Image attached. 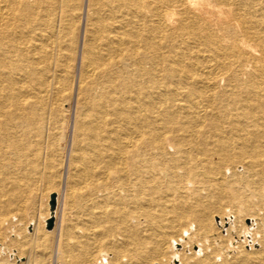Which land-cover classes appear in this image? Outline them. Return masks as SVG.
<instances>
[{
  "label": "bare ground",
  "instance_id": "6f19581e",
  "mask_svg": "<svg viewBox=\"0 0 264 264\" xmlns=\"http://www.w3.org/2000/svg\"><path fill=\"white\" fill-rule=\"evenodd\" d=\"M71 102L62 264H169L184 229L181 264H215L193 256L228 244L215 217L239 248L221 264H264V0H0V218L56 184Z\"/></svg>",
  "mask_w": 264,
  "mask_h": 264
},
{
  "label": "rangeland",
  "instance_id": "374dc122",
  "mask_svg": "<svg viewBox=\"0 0 264 264\" xmlns=\"http://www.w3.org/2000/svg\"><path fill=\"white\" fill-rule=\"evenodd\" d=\"M83 33H84L83 30H79L75 36V39L77 38L76 41H77L78 47L82 46L81 44L83 42V37H84ZM77 59H79V58H78V55L76 54L74 65H73L74 68L72 71L73 75L78 74L77 71L79 70V67H78L79 60H77ZM70 106H71V112H70V119H69V123H68L69 126L65 127L66 129L64 131V137H63L62 141L60 142L61 143L60 144V147H61L60 159L63 163L60 165V167L58 168V171H57L58 172L57 182H56V184H48L47 181H45L44 183L42 182L40 184V189H39V194L37 196V200H36L35 204L32 205L33 206L32 209L27 211L28 215L26 213V218L24 220H22V219L20 220L18 218L16 211L12 207H11L12 209H10V208L8 209L9 211L6 214L7 218L5 217V215L2 216V217H5L4 218L5 221H3L4 220L3 218H0V223L2 224V228L6 232V240L4 242H5V244L9 245L7 247V249L6 248L4 249V247L0 246V257L6 256L9 260L17 261V262H25L28 260H31L33 262V260L35 259L34 263L36 262L37 259L40 258V260H42V261L45 260L44 264H62L61 261L59 260V257L61 255L60 249L65 246V243H64L63 239L61 238L60 233L62 231V228H64V226L66 225L64 217L66 216V214H68L70 216V214L72 213V210H73V206H71L70 200L68 198L69 193L67 190H68L70 183H71V171H72L71 168L72 167L70 166V161H71L72 151H73L74 146H75V144H74V140H75L74 126L73 125H74L76 115L78 112L77 111L78 107H77L75 102H71ZM45 183H47V184H45ZM53 192H56L58 194V201H57L58 204H57V209H56L57 214L54 213V215H55V226L51 230H48L46 228V222L43 223V220L45 219L47 213H50V216H51V205H50L51 199H50V197H51V193H53ZM69 204H70V208H69ZM69 209H71V210H69ZM17 220H18L19 224L16 222ZM15 223H16L17 227L16 226L14 227ZM133 223H137V221L133 220ZM244 223H245V226L247 225L246 226L247 229L245 228L247 233L251 232V230H250L251 229V225H250L251 219L245 218ZM24 224H25V226H24ZM214 224H215V227L221 231V234L224 235L223 237H225V235L228 237V238L226 237L227 241L230 239L227 242L228 244L225 246H222L221 242L219 240L220 238H217L216 234L214 233L212 235V240H213L212 242H213V246L215 247V249L211 244H209L210 248L208 247V244L205 246L203 245V247H206V249H204L202 247V245L200 244V242L197 241V243L195 242V246L193 249V253H194L193 256L195 259H201L202 257L207 255V253H208V254H210L209 256L211 257L212 261L215 262V264H221L223 258L232 259V257L237 255L239 248H236V244H235L237 241V237L234 236L231 238L230 235L226 234L227 232L219 224V218L218 217L214 218ZM21 226L26 229V232L28 234L27 237H28L29 245L22 246V247L18 248L16 243H15L14 238L16 236H18L19 230H17V228L21 227ZM41 227H43V231L46 232V236L44 238H42L38 232ZM79 227H81V226H78V229L76 227L77 232L78 231L81 232L80 231L81 228H79ZM5 228H6V230H5ZM193 231L194 230L188 232V231H185V229H184V231L182 233H180L178 235L176 234V236L175 235L171 236L172 239L170 238L171 243L169 246L170 249H169V254H168V258L170 260L169 264H181V258L177 254V251H182L183 248H182V245H180L181 243H183L184 241L193 242L194 239H196L197 236L200 235V234L197 235V233H194ZM263 231H264V227H263ZM181 234H183V235L181 236ZM192 236H194V237H192ZM179 237H181V238H179ZM240 237H239L240 241L246 240V242L244 243L245 250H252V249L258 250L262 247V243L260 242V236H258L256 238L257 240L254 243L252 242V240H253L252 234L248 235L247 239H243L245 237L243 234ZM111 238H112V240H114L116 238V235H115V238H114V235ZM175 238H176V240H175ZM10 239H12V240H10ZM232 239H233V241H232ZM262 239L264 240V235H263ZM180 241H182V242H180ZM177 244H179V245H177ZM215 250H217V252ZM97 251H98L97 252L98 253L97 254L98 255L97 260L98 261H96V264H110L111 263L110 261H112V256H113L112 250L110 251V250L98 249ZM188 254L191 255V252L188 249H186L184 252V255L186 256ZM35 255H37L36 258H35ZM196 255L198 258H196ZM99 257H101L103 260H101V258H99ZM108 260L110 263L108 262ZM155 264H159V263H155Z\"/></svg>",
  "mask_w": 264,
  "mask_h": 264
},
{
  "label": "water",
  "instance_id": "95a60500",
  "mask_svg": "<svg viewBox=\"0 0 264 264\" xmlns=\"http://www.w3.org/2000/svg\"><path fill=\"white\" fill-rule=\"evenodd\" d=\"M50 205H51V216L46 221V228L48 230H51L55 226V215H54V213H55V209L57 207V193L56 192L51 193Z\"/></svg>",
  "mask_w": 264,
  "mask_h": 264
}]
</instances>
